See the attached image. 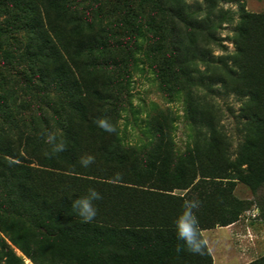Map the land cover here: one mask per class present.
Instances as JSON below:
<instances>
[{
	"label": "trees",
	"instance_id": "trees-1",
	"mask_svg": "<svg viewBox=\"0 0 264 264\" xmlns=\"http://www.w3.org/2000/svg\"><path fill=\"white\" fill-rule=\"evenodd\" d=\"M232 1L0 0V233L21 229L10 240L34 264H213L201 230L246 213L234 195L238 183L254 193L264 187V13L241 11L233 52L215 55L223 5ZM103 2L118 20H105ZM142 27L154 36L167 31L164 71L192 89L240 99L235 153L220 111L197 92L187 103L192 154L173 165L167 116L154 118L159 144L150 158L122 150L118 122L129 66L147 41ZM15 85L33 96L31 126L15 118ZM49 135L63 152L51 151ZM87 156L94 162L85 168ZM89 188L102 199L86 224L70 207ZM12 209L30 225L9 224L3 215ZM180 229H191L190 243L178 239ZM0 264H27L1 234ZM249 264H264V256Z\"/></svg>",
	"mask_w": 264,
	"mask_h": 264
},
{
	"label": "rangeland",
	"instance_id": "rangeland-1",
	"mask_svg": "<svg viewBox=\"0 0 264 264\" xmlns=\"http://www.w3.org/2000/svg\"><path fill=\"white\" fill-rule=\"evenodd\" d=\"M100 7L106 21L120 18L119 11L117 12L113 8L107 9L111 5H106L103 2ZM90 8L97 9L96 5H92ZM223 9L228 16L219 30L222 47L215 48V55L233 52L232 37L239 14L243 10L251 13H264V0H233L231 3L224 4ZM142 28L147 41L142 43L141 49L136 53L135 64L129 66L130 72L126 78L127 87L124 88L122 112L118 122V142L122 150L138 161H146L150 158L159 144L158 137L153 131L154 118L167 116L171 126L169 150L173 165L189 153L192 154L194 136L193 127L188 118L187 103L190 93L197 92L202 104L215 105L220 111L219 126L227 133L231 152L235 153L243 141L242 125L236 118L241 107L240 99L232 94L223 95L216 92L218 94L211 95L202 90L192 89L175 70L164 71L167 31L161 29L158 31L159 34L154 36L153 31L147 32L145 27ZM154 47H157L159 51L151 54L150 50ZM123 54L122 52L116 53L121 58H123ZM3 82L4 80L0 77V84ZM17 86L15 85L14 89L21 107L19 111L15 109V118L22 122L25 121L27 126H31L33 119L37 116L33 96L28 97L24 92L20 93ZM21 88L23 89V87ZM23 101L28 102L23 103ZM175 193L184 194L185 191H176ZM234 195L245 201L244 208L249 217L254 216L264 221V187L254 193L247 186L238 183ZM3 218L9 224H17L20 227L31 223L25 214H20L14 209L4 214ZM20 231L21 229L13 233L2 231L0 234L19 257L23 258L27 264H34L25 256L19 246L10 240L16 238Z\"/></svg>",
	"mask_w": 264,
	"mask_h": 264
},
{
	"label": "crops",
	"instance_id": "crops-1",
	"mask_svg": "<svg viewBox=\"0 0 264 264\" xmlns=\"http://www.w3.org/2000/svg\"><path fill=\"white\" fill-rule=\"evenodd\" d=\"M200 233L213 264H249L264 256V221L247 212L235 223Z\"/></svg>",
	"mask_w": 264,
	"mask_h": 264
},
{
	"label": "clouds",
	"instance_id": "clouds-1",
	"mask_svg": "<svg viewBox=\"0 0 264 264\" xmlns=\"http://www.w3.org/2000/svg\"><path fill=\"white\" fill-rule=\"evenodd\" d=\"M98 126L106 131H112V128L105 121H99ZM46 143L51 145V151L53 153H59L65 150L64 144L62 142H56V137L53 135L48 136ZM93 162L94 158L92 156H87L80 159V165L85 168ZM101 199L102 196L98 191H96L94 188H89L85 195L79 196L78 198L72 200L70 207L71 211L77 218H79L81 222L86 224L91 223L96 218L98 211L97 207L95 206V202ZM192 207H195V205L193 204ZM185 215L190 216V212L187 211ZM191 235V229H189L187 232L183 229L178 231V239L185 242H191Z\"/></svg>",
	"mask_w": 264,
	"mask_h": 264
}]
</instances>
